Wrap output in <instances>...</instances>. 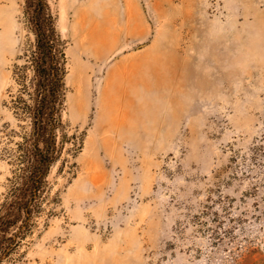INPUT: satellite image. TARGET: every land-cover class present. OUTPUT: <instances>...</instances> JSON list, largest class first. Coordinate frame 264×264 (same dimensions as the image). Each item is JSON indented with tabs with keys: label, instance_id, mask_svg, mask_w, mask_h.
<instances>
[{
	"label": "rangeland",
	"instance_id": "374dc122",
	"mask_svg": "<svg viewBox=\"0 0 264 264\" xmlns=\"http://www.w3.org/2000/svg\"><path fill=\"white\" fill-rule=\"evenodd\" d=\"M261 1L51 0L69 139L14 264H264V43L235 31L264 26ZM23 4L0 0V203L18 139L14 67L34 40ZM106 32L114 50L89 55Z\"/></svg>",
	"mask_w": 264,
	"mask_h": 264
},
{
	"label": "trees",
	"instance_id": "16d2710c",
	"mask_svg": "<svg viewBox=\"0 0 264 264\" xmlns=\"http://www.w3.org/2000/svg\"><path fill=\"white\" fill-rule=\"evenodd\" d=\"M23 16L34 40L19 55L23 62L15 64L16 90L8 103L18 139L8 152L12 175L0 203V264L21 259L20 249L43 211L48 176L69 139L64 120L67 41L59 29V16L51 0H24Z\"/></svg>",
	"mask_w": 264,
	"mask_h": 264
},
{
	"label": "bare ground",
	"instance_id": "6f19581e",
	"mask_svg": "<svg viewBox=\"0 0 264 264\" xmlns=\"http://www.w3.org/2000/svg\"><path fill=\"white\" fill-rule=\"evenodd\" d=\"M0 10H1V8H0ZM81 26L84 27L86 25L83 22V23H81ZM110 34H111V32H106L105 34L99 35V37H98V35H95L96 39L98 37V40H96L95 37H94V39L90 41L93 45L91 47H88V49L91 50V52L89 53V55H93V56L95 55V56H98V57H101V58H105L108 55H110L111 52L116 47V44L118 43V41L116 39L115 40L112 39V37H111ZM93 36H94V33H93ZM158 61H160V60H158ZM143 64H148L150 71L154 75H156L157 78H158L159 75H164L167 72H169L171 74L173 73L170 69L169 70L168 69L166 70V68L164 69L161 63L155 64L154 62H152L150 60H149V63H147V61L144 60L143 61ZM123 66H125V67L122 68L121 73H122V75L124 77L127 75V78L132 79V78L136 77V79H137V77L140 76L137 73L136 68H129V70L126 69V61L123 62ZM82 72H83V75H81V77L83 76L82 77L83 86L87 90L88 94H90L94 90L95 85H98V83H99L98 78L96 77L97 74H98L97 67H94V66H86L82 70ZM154 75H153V78L155 77ZM157 78L155 77L154 79H157ZM157 80H159V79H157ZM161 80H163V78ZM123 84H126V83H123ZM158 84L160 85V82H158ZM115 90L113 92H115ZM109 92L110 91L108 89L106 91H103L102 92V97L104 98L105 95H108L109 94ZM123 94H125V93H123ZM123 94H121V96Z\"/></svg>",
	"mask_w": 264,
	"mask_h": 264
},
{
	"label": "crops",
	"instance_id": "0c3cea01",
	"mask_svg": "<svg viewBox=\"0 0 264 264\" xmlns=\"http://www.w3.org/2000/svg\"><path fill=\"white\" fill-rule=\"evenodd\" d=\"M262 1L261 0H257V3L258 5L260 6V3ZM259 9V8H258ZM241 11V10H240ZM232 12L233 13H239V9H232ZM247 15H252L251 12H247L246 13ZM237 32L239 33H242V34H245V33H252V34H255V35H252V36H245V35H242V39H247V40H252V39H256L259 43H264V26L262 25H253V24H250V25H246V26H238L236 27ZM262 55L264 56V53H262Z\"/></svg>",
	"mask_w": 264,
	"mask_h": 264
},
{
	"label": "built area",
	"instance_id": "2783aa9c",
	"mask_svg": "<svg viewBox=\"0 0 264 264\" xmlns=\"http://www.w3.org/2000/svg\"><path fill=\"white\" fill-rule=\"evenodd\" d=\"M220 1H221V0H216V2H215V3H216V8H217V9H219Z\"/></svg>",
	"mask_w": 264,
	"mask_h": 264
}]
</instances>
